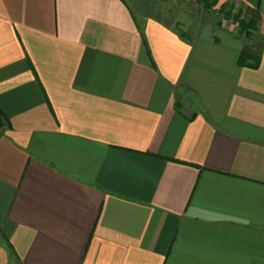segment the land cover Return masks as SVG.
Masks as SVG:
<instances>
[{
	"label": "crops",
	"instance_id": "obj_1",
	"mask_svg": "<svg viewBox=\"0 0 264 264\" xmlns=\"http://www.w3.org/2000/svg\"><path fill=\"white\" fill-rule=\"evenodd\" d=\"M200 6L0 0V264H264V0Z\"/></svg>",
	"mask_w": 264,
	"mask_h": 264
},
{
	"label": "trees",
	"instance_id": "obj_2",
	"mask_svg": "<svg viewBox=\"0 0 264 264\" xmlns=\"http://www.w3.org/2000/svg\"><path fill=\"white\" fill-rule=\"evenodd\" d=\"M197 2L201 4L206 10H211L217 5L218 0H197ZM218 10L220 13L224 14V17L233 18V21L239 25V33L246 34L248 37L255 34L256 31L254 24L257 23L256 17H251L250 20L247 21V19L242 17V13L239 12L233 15L232 10H227V6L225 5L220 7ZM238 62L241 66L258 68L261 63V57L256 55L249 47H247L240 53ZM1 114L2 112L0 111V117Z\"/></svg>",
	"mask_w": 264,
	"mask_h": 264
},
{
	"label": "rangeland",
	"instance_id": "obj_3",
	"mask_svg": "<svg viewBox=\"0 0 264 264\" xmlns=\"http://www.w3.org/2000/svg\"><path fill=\"white\" fill-rule=\"evenodd\" d=\"M170 1L172 2V5L173 6L175 5V6H183V7H185L186 10H187L186 13L189 16H191V17L192 16H196V15L199 16V13H201L200 11L203 12L202 8H200L201 7L200 4L196 0H170ZM249 13L252 16H255V13L254 12H249V11L248 12L246 11V15H244V16L247 17ZM213 17H214V15H211V18H213ZM208 18H210V15L208 17V14H207V19ZM195 20H197V18ZM258 44H261V41L260 40L253 41L248 47L251 49L254 45H256L257 47H255V49L258 50V48H260Z\"/></svg>",
	"mask_w": 264,
	"mask_h": 264
}]
</instances>
